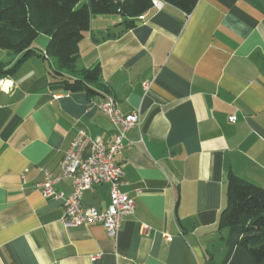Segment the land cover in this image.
Segmentation results:
<instances>
[{"label": "crops", "instance_id": "crops-1", "mask_svg": "<svg viewBox=\"0 0 264 264\" xmlns=\"http://www.w3.org/2000/svg\"><path fill=\"white\" fill-rule=\"evenodd\" d=\"M139 19L125 29L117 14H92L76 63L99 64L120 109L140 115L116 157L135 212L115 233L66 227L64 199L37 188L42 167L60 172L79 130L107 146L115 136L101 97L53 81L41 34L38 54L0 80V264H254L242 226L219 220L229 171L264 187V0H199L189 14L163 2ZM17 58L0 50L7 64ZM82 203L105 209L109 185Z\"/></svg>", "mask_w": 264, "mask_h": 264}, {"label": "trees", "instance_id": "trees-1", "mask_svg": "<svg viewBox=\"0 0 264 264\" xmlns=\"http://www.w3.org/2000/svg\"><path fill=\"white\" fill-rule=\"evenodd\" d=\"M185 13H191L199 0H161ZM153 0H0V49L15 53L13 64L0 60V80L13 77L31 56L41 35L49 37L43 51L50 63L53 81L67 92H86L92 98L111 94L102 82L101 67L95 64L78 69L80 42L90 29L91 15L117 14L125 29L134 28L154 8ZM227 202L219 226L240 225L239 244L250 253L254 264H264V187L235 175L226 177Z\"/></svg>", "mask_w": 264, "mask_h": 264}, {"label": "built area", "instance_id": "built-area-1", "mask_svg": "<svg viewBox=\"0 0 264 264\" xmlns=\"http://www.w3.org/2000/svg\"><path fill=\"white\" fill-rule=\"evenodd\" d=\"M155 6H161L163 1L153 0ZM143 18V16H140ZM148 89L149 83L144 84ZM97 107L111 120L115 136L110 146L99 137H92L85 130H79L72 141L70 148L65 153L60 164V172L55 174L50 168L42 167L43 179L37 188L46 198H63L64 212L61 221L64 226H80L91 223H102L108 232L115 233L121 227L122 220L135 212L136 203L133 197L124 192L125 171L116 161L127 139V133L140 122L138 112H123L112 94H106ZM237 116H230V121H236ZM91 152L85 154L87 147ZM70 181L72 190L69 193L58 192L56 184ZM108 184L110 203L105 209L84 207L83 196L87 190H93L96 185ZM151 231L147 224L141 225V232L149 235ZM171 240L170 235L166 236Z\"/></svg>", "mask_w": 264, "mask_h": 264}, {"label": "rangeland", "instance_id": "rangeland-1", "mask_svg": "<svg viewBox=\"0 0 264 264\" xmlns=\"http://www.w3.org/2000/svg\"><path fill=\"white\" fill-rule=\"evenodd\" d=\"M0 50H1V51H4V49H0ZM11 54H15V53H12V52H11ZM6 59H7V57H6Z\"/></svg>", "mask_w": 264, "mask_h": 264}]
</instances>
